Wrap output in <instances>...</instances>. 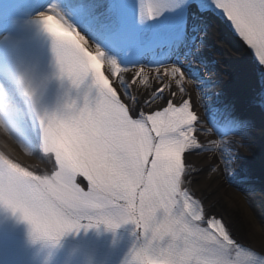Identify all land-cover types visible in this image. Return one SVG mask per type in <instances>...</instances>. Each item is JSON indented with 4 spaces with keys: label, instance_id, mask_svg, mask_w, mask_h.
<instances>
[{
    "label": "snow or ice",
    "instance_id": "1",
    "mask_svg": "<svg viewBox=\"0 0 264 264\" xmlns=\"http://www.w3.org/2000/svg\"><path fill=\"white\" fill-rule=\"evenodd\" d=\"M81 5L95 43L55 14L39 19L65 51L62 73L75 86L90 78L96 99L45 129L57 169L49 215L42 214L40 201L10 203L12 211L32 225L36 238L54 240L78 228L77 218L95 216L110 228L131 220L147 243L136 253L137 264H264V251L258 254L233 238L221 219L206 214L187 187L192 168L184 159L185 153L217 151L227 173L236 158L222 146L229 137L243 139L251 121L219 93L214 104L202 105L207 127L190 98L174 103L178 93L186 95V81L196 85L202 101L213 99L208 92L217 82L192 67L209 69L199 56L209 17H226L264 66V0H81ZM261 69L259 90L247 103L264 112ZM200 135L216 139L202 144Z\"/></svg>",
    "mask_w": 264,
    "mask_h": 264
},
{
    "label": "bare ground",
    "instance_id": "2",
    "mask_svg": "<svg viewBox=\"0 0 264 264\" xmlns=\"http://www.w3.org/2000/svg\"><path fill=\"white\" fill-rule=\"evenodd\" d=\"M79 5L81 0H53L49 8L64 18L68 24L77 27L91 43H95L92 32L82 29L87 24L83 12L74 13V9ZM206 23L205 45L201 48L199 56L207 62L208 54H214L218 62L217 71L207 78L217 82L208 92L213 99L202 101L196 85L186 81L184 83L186 95L181 97L178 93L174 103L179 104L182 99L190 98L193 110L207 127L206 111L202 105L214 104V94L219 93L221 100L235 104L236 114L251 121V127L243 139L239 136L229 137L228 142L222 146L228 150L229 155L236 158V163L227 165V173L217 151L201 152L198 155L186 153V164L192 168L191 183L187 187L204 202L207 215L222 216L236 237L252 242L255 248L264 251V192L257 193L254 198H248L247 195L251 193L236 187L235 181L241 180L242 174L264 175V112L259 108L250 107L247 103L259 90L260 71L263 67L257 63L244 41L233 36L228 21L212 16ZM234 58L239 60L240 66L246 71L245 76L239 78L240 82L236 84L229 77L230 67L223 64V61H233ZM152 75L154 74H150ZM4 88L7 90L0 87L1 151L11 156L13 160L19 161L33 176L49 177L56 170L55 155L48 148L32 102L11 80H7ZM173 90L176 91L175 87ZM18 128L22 129L24 134L16 131ZM11 133L15 134L18 141L22 138L32 141L35 146L33 153H29L26 146L21 144L23 142L12 141L9 137ZM198 138L202 144L216 139L215 136L203 135ZM32 163H41L44 170L31 167ZM230 179L233 182L230 183Z\"/></svg>",
    "mask_w": 264,
    "mask_h": 264
},
{
    "label": "rangeland",
    "instance_id": "3",
    "mask_svg": "<svg viewBox=\"0 0 264 264\" xmlns=\"http://www.w3.org/2000/svg\"><path fill=\"white\" fill-rule=\"evenodd\" d=\"M216 63H218V62L216 61L214 54H208L207 64L209 66V69L207 71L201 65H192V67L199 72L200 76L203 79L207 80L209 75H211L215 71H217V64ZM223 64H228V66L230 67L229 70H231V73H228V74L230 75L229 77L234 82V84L239 83L240 81H238V79L243 78L246 74V71L244 70L243 67L240 66V62L236 58H234L233 61L232 60L223 61ZM185 67H187V65H185ZM11 137H12V139H15V136L13 137V135H11ZM2 142H3V140H2ZM25 144L29 150V153H32L34 150L33 145H31V143H25ZM242 175L246 180L243 181L240 179L239 180L236 179L235 180L236 181V187L237 186H243V187H248V188H252L254 186L258 187L257 191L247 192V193H251V195L250 194L247 195L248 198H254V197H256L257 193L264 192V178H263L264 175H258V176L256 174H242ZM249 196H251V197H249ZM249 244L254 246L252 244V242Z\"/></svg>",
    "mask_w": 264,
    "mask_h": 264
}]
</instances>
